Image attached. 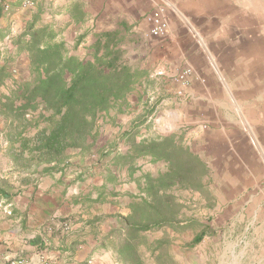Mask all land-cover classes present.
<instances>
[{
    "label": "trees",
    "instance_id": "obj_1",
    "mask_svg": "<svg viewBox=\"0 0 264 264\" xmlns=\"http://www.w3.org/2000/svg\"><path fill=\"white\" fill-rule=\"evenodd\" d=\"M4 9L0 2V18ZM41 11L31 15L19 31H13L11 22L0 26V86H13L0 94V120L4 122L0 132L6 143L8 165L18 173L19 186H23L37 182L39 177L65 172L71 166V150L83 154L97 150L96 163L103 181L93 190L69 198L77 210L59 217L51 226L52 235L61 241L58 249L70 260L91 240L92 254L111 250L118 264H145L140 247L148 242L143 235L161 231L162 234H155L158 238L152 243L153 249L159 251V264H170L172 245L194 227L182 215L187 204L194 203L189 196L198 194L199 203L205 199L208 206L214 205L206 196L208 163L175 133L141 132L154 105L127 126L119 125L118 141L99 148V119L104 115L113 119L127 112L135 92L150 82L149 73L127 62L122 39L116 33L99 35L91 57L71 53L53 24L41 22ZM8 42L12 51L8 50ZM23 55L29 61L31 77L19 81L15 73ZM139 94L142 99L144 93ZM112 111L115 115H110ZM119 140L125 149H120ZM145 158L162 162L163 169L157 173L144 170L138 160ZM78 172L74 184L93 173L91 167ZM123 177L137 190L119 191ZM2 186L6 189L8 183L3 181ZM120 197L128 198L124 204L126 213L93 210L105 203L120 205ZM104 223L109 229L103 232ZM73 225L78 227L74 229ZM207 230L202 225L192 245L200 243ZM30 241L45 247L42 237Z\"/></svg>",
    "mask_w": 264,
    "mask_h": 264
},
{
    "label": "crops",
    "instance_id": "obj_2",
    "mask_svg": "<svg viewBox=\"0 0 264 264\" xmlns=\"http://www.w3.org/2000/svg\"><path fill=\"white\" fill-rule=\"evenodd\" d=\"M0 2L4 7L9 5L0 18V26L11 22L14 32L21 30L29 18L28 14L26 18L23 15V0ZM62 3L67 18H72L79 29L75 48L88 47L90 52L103 33L144 34L149 29L146 15L163 7L168 31L163 37L153 38L160 42L153 46L165 54L159 72L162 71V79L172 82L175 93L183 90L186 94L175 95L172 105L186 104L193 113H202L209 123L205 127L210 128L203 138H210L208 144L217 142L219 147H225L219 156L245 164V173L249 171L253 180V184L235 186L230 192L218 188L217 208L221 212L218 218L204 223L208 230L202 240L206 245L216 238L218 249L212 253L210 249L201 251L198 246L183 248L180 236L170 250V264H239L248 248L256 254L264 252V184L257 181L264 178V172L261 177L257 174V170L264 171V0H62ZM7 46L13 48L11 42ZM184 61L193 68L186 87L177 81L182 71L178 67ZM167 113L177 116L179 111L173 108ZM4 154L0 153V264H46L48 260L54 264H88L90 259L92 264H118L111 250L92 254L91 240L68 260L58 249L60 238L52 235V224L77 210L69 203L72 195L82 193H73L76 185L72 181L80 170L76 161L70 157L71 166L65 172L19 186L18 173L8 163L2 165L9 160ZM211 156L218 159L215 153ZM249 162L255 164H249L250 168ZM3 181L8 183V189L2 188ZM232 207L241 211L238 217L220 218L222 211ZM231 225L237 227L233 230L236 236L233 244L226 240L231 236L226 227ZM34 237L44 238L45 247L31 244ZM143 237L148 242L140 247L145 264H159V251L152 244L158 236ZM193 238L194 235L186 237V243L191 245Z\"/></svg>",
    "mask_w": 264,
    "mask_h": 264
},
{
    "label": "rangeland",
    "instance_id": "obj_3",
    "mask_svg": "<svg viewBox=\"0 0 264 264\" xmlns=\"http://www.w3.org/2000/svg\"><path fill=\"white\" fill-rule=\"evenodd\" d=\"M62 5V0H36L34 7L24 8L23 15L25 18L27 16L31 17V15H33L35 12L42 9L41 22H49L53 24L55 29L59 32V39L65 41L66 46L71 53H75L83 58L91 57L92 51H88L87 45V48L83 50L75 48L77 37L76 34L79 31H77V25L73 24L72 18H67V14L63 10ZM120 37L122 39L121 43L125 51V58L127 62L133 68L140 69L141 71H148L150 82L148 84L146 83V86H140L138 91L135 92L137 94L131 98L132 105L127 112L115 115L114 111H112L110 115H115L113 119L110 118L109 115H104L99 119L98 128L100 132V139L98 141V147L105 148V146H109L113 140L118 141L120 137L119 125L120 127L122 125L127 126L129 123H131V121L137 120L144 113L146 108L154 105V112L150 115L146 125L141 127V132L145 135H165L175 133L177 137L181 138L186 145L190 146L192 150L198 153L208 163V193L206 196L208 199H210L208 202L211 204L214 203V205L208 206L207 200L205 199L199 203L198 194H193L192 197L189 196L190 202L194 203L187 204L182 215L184 219L188 220L189 222L191 221L194 227L182 233L181 236H183V248H193L194 246H198V249L201 251L210 249L213 253V249H218L219 245L216 242V238H212L215 239V242L212 240L211 242L206 243V245H203V241L198 244L190 245L188 242L186 243V237L195 235L201 230V226L205 225L204 223L219 217V213L221 211H218L217 208L218 188L224 187L227 188V192H230V189L235 186L240 187L253 184V180L249 178V171L245 173V164L242 166V163H237L234 161L230 162L226 159H222V156H219V153H223V148L225 147H219L216 141V144H208L210 138H203L204 133H207L210 128L205 127V125L209 127V123L205 121L206 119L202 113H193V111H191V107H186V104H181L177 107L172 105L175 95H182L179 97H184L186 94H179L177 92L175 93V87L172 82L170 80L165 81V79L161 78L162 71L159 72V69L163 64L165 54H160V48L154 47L158 46L160 42H158L157 39H153L154 37L149 35L148 31L144 34L122 33ZM8 50L12 51L11 48H8ZM187 67L192 68L184 61L182 64H180L178 70L181 71ZM15 75L16 79L19 81L27 80L31 77L29 71V61L26 55H23L18 61L17 72ZM11 88H13L11 83L5 86H0V94L9 92ZM139 93H144L142 99L139 98ZM173 108L179 111L177 116L167 113V111ZM215 116H217L216 113ZM191 121L194 123H191ZM218 121L216 120V122ZM187 125H193L195 128L191 129ZM3 126L4 122L0 120V130H2ZM184 127H188V129L183 130ZM175 128L178 129L176 130ZM194 141H196V144ZM119 146L120 149L126 148L122 141L119 142ZM5 148L6 143L4 142L3 135L0 132V153L3 154ZM212 153L217 154L218 159L215 160L211 156ZM69 155L71 157V161H76V163L79 164L80 170L84 169L85 167H91L92 172L95 174L94 175L92 173L90 176L88 175L86 180L81 182V184H75L76 187L73 189L75 192L73 193H77L79 191L88 192L93 190L94 185H99L102 183L103 177L100 175L101 168L99 163H96L99 157L97 150L94 153L92 152L84 154L79 150H71ZM3 157H5V154ZM2 161L4 160L1 159V162ZM138 162L142 165L144 170L154 173H157L164 167L162 162L153 163L149 158L139 159ZM6 163L7 162H2V165H6ZM249 164L252 166L255 163L249 162L247 165L249 166ZM251 166L249 167L251 168ZM263 172L264 171L259 172L257 170V174L260 177ZM261 180L263 181L261 182ZM121 181V185H119L117 188L119 191L123 192L128 189H132L133 191L137 190L135 184L127 182L126 178L123 177ZM257 181L258 184H264V178L258 179ZM93 196H96V192L93 193ZM119 200L121 201L120 205L105 203L99 205L98 208H93V210L98 212L100 211L101 213L105 214H112L119 211L126 213L124 204L128 201V198L120 197ZM240 213L241 211L237 209V207H232L222 211V216H220V218H235L238 217ZM246 213H250V210H248ZM77 226L78 225H73V228H76ZM235 228L237 227L233 225L226 227L227 233L231 235L228 237V239H226L228 240L229 244H233L236 241V236L233 235V230ZM108 229V224L104 223L102 227L103 232L108 231ZM216 229L217 227H215V231H213L214 233L216 232ZM149 233L157 235L162 234L161 231H153ZM247 243L249 244V241ZM47 263L54 264L50 260H48ZM239 264H264V252L261 253V251H258L256 254L254 251H249L248 248L246 249V255L240 259Z\"/></svg>",
    "mask_w": 264,
    "mask_h": 264
},
{
    "label": "built area",
    "instance_id": "obj_4",
    "mask_svg": "<svg viewBox=\"0 0 264 264\" xmlns=\"http://www.w3.org/2000/svg\"><path fill=\"white\" fill-rule=\"evenodd\" d=\"M36 4V0H23L22 8H32ZM9 9V5H5V10ZM165 9L163 7H158L149 12L145 21L149 25L148 33L153 37H163L168 31V22L165 17ZM193 74L192 68H184L177 77V81L180 82L183 87H186L190 83V76ZM183 90L179 91L182 94ZM89 264L93 263V259L88 261ZM46 264H50L47 263Z\"/></svg>",
    "mask_w": 264,
    "mask_h": 264
}]
</instances>
